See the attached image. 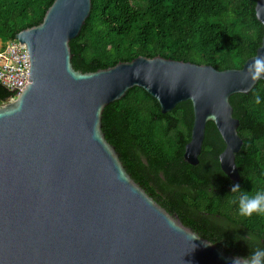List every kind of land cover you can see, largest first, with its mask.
Listing matches in <instances>:
<instances>
[{"label": "water", "instance_id": "obj_1", "mask_svg": "<svg viewBox=\"0 0 264 264\" xmlns=\"http://www.w3.org/2000/svg\"><path fill=\"white\" fill-rule=\"evenodd\" d=\"M91 0H53L40 23L18 31L30 67L28 83L0 105V264H232L236 257L181 224L126 172L104 137V107L139 87L161 113L189 100L193 120L183 159L198 164L205 125L224 147L221 171L239 180L242 144L229 97L248 93L260 45L240 68L156 55L95 71L73 68L69 41L89 16Z\"/></svg>", "mask_w": 264, "mask_h": 264}, {"label": "trees", "instance_id": "obj_2", "mask_svg": "<svg viewBox=\"0 0 264 264\" xmlns=\"http://www.w3.org/2000/svg\"><path fill=\"white\" fill-rule=\"evenodd\" d=\"M52 1L0 0V39H12L18 31L40 23ZM255 2L91 0L89 16L69 41L72 66L90 72L139 55H159L219 70L240 68L255 54L263 34ZM10 95L0 84V105ZM257 96L260 103L255 102ZM229 102L242 138L235 153L238 181L230 180L219 167L224 143L210 121L198 164L184 161L193 120L189 100L161 113L158 102L143 89L129 88L104 107L101 130L134 181L153 196L172 202L201 235L244 257L253 246H264V216H240L233 202L238 193L230 188L239 184L249 194L264 190V80L259 79L246 94H232ZM194 218L201 225H195ZM226 223L238 230H229Z\"/></svg>", "mask_w": 264, "mask_h": 264}, {"label": "built area", "instance_id": "obj_3", "mask_svg": "<svg viewBox=\"0 0 264 264\" xmlns=\"http://www.w3.org/2000/svg\"><path fill=\"white\" fill-rule=\"evenodd\" d=\"M29 67V55L23 43L14 37L6 41L0 39V84L12 93L3 103L16 98L26 86Z\"/></svg>", "mask_w": 264, "mask_h": 264}, {"label": "clouds", "instance_id": "obj_4", "mask_svg": "<svg viewBox=\"0 0 264 264\" xmlns=\"http://www.w3.org/2000/svg\"><path fill=\"white\" fill-rule=\"evenodd\" d=\"M264 74V57L256 58L252 65V79ZM255 102L260 103V97H255ZM232 193H238L233 202L237 205V212L242 217H250L253 214L264 216V190H258L249 194L240 190L239 184H233ZM232 264H264V246H253L247 256L236 257Z\"/></svg>", "mask_w": 264, "mask_h": 264}, {"label": "flooded vegetation", "instance_id": "obj_5", "mask_svg": "<svg viewBox=\"0 0 264 264\" xmlns=\"http://www.w3.org/2000/svg\"><path fill=\"white\" fill-rule=\"evenodd\" d=\"M134 180V179H133ZM136 182V181H135ZM137 184H138V182H136ZM139 185V184H138ZM140 187H142L141 185H139ZM143 188V187H142ZM144 189V191L152 198V199H154L161 207H163L172 217H174L176 220H178L181 224H183L184 226H186L187 228H189L191 231H193V232H195V233H197L198 235H200L201 237H203V238H205V239H207V240H209L210 242H212V243H214L216 246H218L221 250H223L224 252H230V253H233V251L234 250H231V251H229V250H227L226 248H221V246H220V242L218 241V240H214V239H212V237H210V236H205V235H201L199 232H198V230L196 229L197 227H195L194 225L193 226H189L188 224H187V222L184 220V219H182L183 218V216H181L182 215V213H178V210L173 206V204H172V202H169L168 200L167 201H164L162 198H160V197H155V196H153V194L150 192V191H148V190H146V188L144 187L143 188ZM163 198H166V197H164L163 196ZM182 217V218H181ZM185 218V217H184ZM191 218H193V217H191ZM193 223L195 224V225H197V226H199V225H201V223L200 222H198L197 221V219H193ZM227 224V228L229 229V230H232L233 232L234 231H237L238 229L236 228V227H233L231 224H229V223H226ZM224 238V237H223ZM234 254V253H233ZM234 255H237V254H234ZM240 256V255H239Z\"/></svg>", "mask_w": 264, "mask_h": 264}]
</instances>
